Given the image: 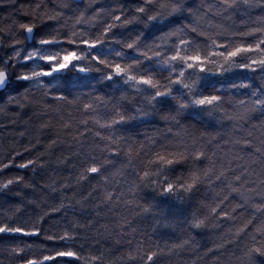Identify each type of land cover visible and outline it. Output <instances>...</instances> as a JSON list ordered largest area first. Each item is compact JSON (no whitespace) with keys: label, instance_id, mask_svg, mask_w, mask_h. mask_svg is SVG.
Returning a JSON list of instances; mask_svg holds the SVG:
<instances>
[{"label":"snow or ice","instance_id":"snow-or-ice-1","mask_svg":"<svg viewBox=\"0 0 264 264\" xmlns=\"http://www.w3.org/2000/svg\"><path fill=\"white\" fill-rule=\"evenodd\" d=\"M95 2L89 0L81 10L79 0H60L54 8L37 0L22 8V18L0 27V114L12 109L18 116L17 109L39 104L45 115L54 112L61 121L57 138L38 157L23 160L30 146L0 162V197L19 198L0 215V246L19 264H116L105 250L82 255L78 229L89 228L105 239L114 233L129 237L126 255L117 258L120 264H159L162 256L184 252L196 254L192 264L207 256L218 262L222 250L242 241L240 264H264V0H111L88 14ZM66 9L75 14L67 15ZM253 10L260 15L250 17V24H235L234 16ZM237 69L259 74L261 83L233 78ZM66 108L79 115L69 111L65 120ZM256 114L262 119L252 123ZM157 116L169 125V133L177 129L176 143L134 138L135 122ZM205 117L227 121V139L219 133L191 136L183 121ZM50 126L51 121L40 125ZM61 136L76 147L75 184L98 183L79 199L62 196L43 215L25 219V200L41 207L24 191L35 190L36 184L8 173L46 167L44 157ZM17 157L22 162L16 163ZM129 172L135 179L125 190ZM41 188L63 193L72 184L52 181ZM202 189L211 193L210 201L201 203L207 211L186 214L183 205ZM139 191L146 202L137 199ZM90 200L96 220L59 233L44 227L54 214L83 209ZM121 206L134 216L165 221L184 216L188 235L163 247L150 238L134 244L136 229L116 212ZM108 212L116 218L108 219ZM222 221L232 227L200 256L192 233L219 228ZM40 237L43 241L37 242Z\"/></svg>","mask_w":264,"mask_h":264},{"label":"trees","instance_id":"trees-1","mask_svg":"<svg viewBox=\"0 0 264 264\" xmlns=\"http://www.w3.org/2000/svg\"><path fill=\"white\" fill-rule=\"evenodd\" d=\"M105 4H110L111 0H102ZM37 0H0V27L7 28L9 24L12 23L14 19L22 18L21 12L22 8H26L29 5H34ZM200 0H195V3H199ZM44 3L49 8L57 7L60 0H44ZM75 8L76 5L74 4ZM80 9V8H79ZM67 15H74L70 9L64 10ZM257 15H260L259 10H253L248 15L238 14L234 16V21L236 25H241V21H246L249 24L251 19H254ZM122 31V30H121ZM4 34L0 33V36ZM5 44L9 43L8 37L4 36ZM2 54V53H0ZM246 78V77H244ZM243 79V78H242ZM261 82H256L260 84ZM243 94V93H242ZM37 101H40L41 93L35 91L34 93ZM119 95V94H117ZM128 107L131 109L132 104ZM19 115H15L13 110L10 109L7 114H0V162H6L15 151H23L25 147H32L30 153H25L23 160L29 158L38 157L39 153L45 150V147L49 144L52 139H56V133L59 129L60 118L54 112H49L47 115L43 113V110L37 105H30L23 110H16ZM71 111L74 116L79 114L71 108H66L62 113L65 120L69 119L68 112ZM262 119L259 114H256V118L253 119L252 123H258ZM15 120V123L12 121ZM51 121V126L46 129H42L40 125L42 123ZM185 128H187L189 134L193 137L200 138L202 134H212L216 135L219 133L221 137L227 139V133L230 129V124L227 121L211 122L204 118L203 121L193 122L191 120L183 121ZM169 125L161 120L158 116L155 117L151 122L140 123L135 122L134 132L138 133L134 138L138 141H146L147 137H155L159 140H171L176 143L178 138L173 135L177 129L173 128V132L169 133L167 131ZM23 133V135H21ZM91 139V135H89ZM39 141V143L37 142ZM222 143V141H221ZM76 151V147L68 146V138L61 136L58 139L57 144L51 151L50 155H46L44 159L49 161L46 167L43 169L37 167L35 172L31 169L18 170L11 169L8 175H24L26 180L34 181L36 184L35 190L25 189L27 193V198L35 200L41 205L37 208L35 204H27L25 200L26 207L24 208L23 215L27 219L31 216L33 219L38 215H43V213L51 207L57 206L62 199V196L74 197L79 199L80 197L86 195L88 191L91 190L92 185L97 184L98 180H92L91 182H85L83 184H75V177L78 174L79 160L73 156V152ZM67 156L69 159L67 163H59V159ZM141 159H146L142 154ZM123 160V157H121ZM16 163L22 162L20 157H17ZM139 165L140 161H136ZM119 166V165H117ZM135 177L129 172L127 175V182L122 185V187L127 190L128 185L134 181ZM52 181H56L57 186L59 184L68 182L72 184V188L64 191L63 193L51 192L50 189H42L41 186L45 184H50ZM144 191H147L146 189ZM144 191H139L137 193V199L140 203L146 202ZM211 193L206 190H201L189 204L190 212L200 211L206 212L207 209L201 207L202 202H209ZM131 198V194L128 195ZM73 200V202H74ZM19 201L18 197L14 196H4L0 197V215L11 209ZM94 201H88L85 203L83 209L76 206L74 209H68L65 213L54 214L51 219H47V223L44 224L46 229H50L52 232H62L65 228H70L72 224H87L89 219L96 220L95 211L92 207ZM234 203V202H233ZM119 215L127 216L132 221V226L136 229L135 239L133 243L137 240H148L149 238L153 242H158L161 247L164 246V242L158 238V233L155 231L154 223L152 220V215L146 216H134L132 210L127 207L121 206L116 210ZM108 219H115L116 216L112 212L107 213ZM105 222L104 220L100 221ZM232 227L231 222L222 221L219 228L210 227L207 230H199V234L192 233L197 245L200 249L199 255L203 256L204 251L208 247H212L214 243L219 242L218 237L227 232L228 229ZM81 239L77 242L83 245L82 255L88 256L89 254H96L99 251H107V258L109 260L116 261V264H120L118 257L126 255L129 245L126 243L129 237L125 236L122 239L117 237L115 233L108 237L107 239L95 234L94 229L82 228L78 229ZM188 235L182 232L179 234L177 239L185 238ZM36 240V238H32ZM116 239H120V243H115ZM43 241V237H40L37 242ZM99 241V242H97ZM19 242V241H17ZM168 242V241H167ZM171 242V241H169ZM229 245L226 249L222 250L219 254V261H214L211 256L204 257L202 260H197V264H240L239 257L242 255L243 243ZM45 244L50 242L44 241ZM7 244V241H5ZM39 254V253H37ZM196 254L190 252H184L180 256H162L159 260V264H192L195 259ZM0 264H19L17 260L10 257L4 247L0 246ZM77 264H83V262H77Z\"/></svg>","mask_w":264,"mask_h":264},{"label":"rangeland","instance_id":"rangeland-1","mask_svg":"<svg viewBox=\"0 0 264 264\" xmlns=\"http://www.w3.org/2000/svg\"><path fill=\"white\" fill-rule=\"evenodd\" d=\"M89 5V0H79L78 3V7L83 10L86 7H88ZM101 5H104V2L102 0H96L95 3L92 4L91 7L88 8V14H91L92 11L94 10V8L99 7ZM77 7V5H76ZM244 77H251L255 83L259 82V74H253V73H248L246 71H241L239 69L236 70V72L233 74V78H239L242 79ZM261 82V81H260ZM206 119H208V121L211 122H218V119H214V118H209V117H205ZM139 122V121H137ZM189 203H185L183 205L186 214H190V209H189ZM185 217L184 216H180L178 218H172L169 217L168 221H165L163 219H161L159 216H153L152 215V220L154 223V228L155 231L158 233V238H160L161 241L165 242H169V241H175L177 240V237L179 236V234H182V232L184 231L185 234H187V225L186 223H184ZM195 233V232H193Z\"/></svg>","mask_w":264,"mask_h":264}]
</instances>
